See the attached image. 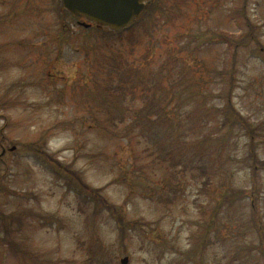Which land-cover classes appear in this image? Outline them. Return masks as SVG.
I'll return each mask as SVG.
<instances>
[{"label": "rangeland", "instance_id": "374dc122", "mask_svg": "<svg viewBox=\"0 0 264 264\" xmlns=\"http://www.w3.org/2000/svg\"><path fill=\"white\" fill-rule=\"evenodd\" d=\"M151 4L105 34L59 0H0V235L26 248L0 243V264H264V0ZM189 33L244 39L232 103L256 138L203 97L232 47ZM45 154L101 189L122 237Z\"/></svg>", "mask_w": 264, "mask_h": 264}, {"label": "trees", "instance_id": "16d2710c", "mask_svg": "<svg viewBox=\"0 0 264 264\" xmlns=\"http://www.w3.org/2000/svg\"><path fill=\"white\" fill-rule=\"evenodd\" d=\"M151 5L152 4H150L149 6H151ZM147 8L145 9V11L147 10ZM145 11L142 13V15L139 16V18H141L144 15ZM138 19L135 21L134 24H136ZM134 24L130 28L133 29L135 27ZM130 28H128L126 30H129ZM119 33H121V32H119ZM105 34H113V33L106 32ZM247 38L249 39V41H253L252 35L248 34ZM188 39H189V42L187 44L189 45V43L193 42L195 44V48L202 45L203 43L207 44L208 42H210L212 40H216L218 43L227 42L229 47L230 46L232 47L231 52L228 51V61H229L228 65L222 66V67H213L209 71L210 77L213 79H217L220 82L224 83L226 88L222 91L217 92V93L209 92V93L205 94V96H203V97L205 98L206 96H210L212 98H218V99H221L223 101V103H224L223 106L219 107L216 110V113L221 117V119H222L221 123L222 124L228 123V129L231 128L232 124H238L241 129L246 130L249 133V136L251 138H256V131H255L254 127H252L251 123L239 113V111L234 107V105L232 103L233 91H234L235 86H236L235 75L238 71V66H237L238 52H239L238 48L242 44H244V41H243L244 39H241L242 41H235L234 39H229V36L227 37V36H224L222 34H217L213 37L206 38L204 36H200L198 34H191V33H189ZM227 50H228V47H227ZM263 60H264V51H263ZM163 65L161 63L160 65H158V68L159 69L162 68ZM114 68H115V66H114ZM115 108H116L115 105H109V106H107L106 109L114 111ZM118 118H121V117H118ZM96 124L98 126L106 127L107 125L108 126H115L116 123L113 121H110L107 125L104 123H101V122H97ZM259 136H260V134L258 133V137ZM45 155L47 156V160H50L51 163L56 166V169L63 172V174L65 176H68V177L74 176V180L76 182V187H77L78 192L80 194H83L85 197H87L90 200V202L93 204L96 212H98V211H106V212L109 211V212H111V214L113 215V218L117 222L118 230H119L120 236L122 237L124 234V223H125L123 214L114 204L107 201L100 194L101 189H94V188L90 187L74 171H71L67 167L61 165L58 161L54 160L51 155H49V154H45ZM247 155H248L249 159L251 156L253 158H255L254 151H251L250 154H247ZM251 167H252L251 172L254 176V173H255V171H257V168L264 170V160L258 161L257 159H255L253 164H251L249 162V168H251ZM235 193L240 195L241 194L240 189H236ZM244 193H246V192H244ZM227 194H228V190L226 191L225 195H227ZM12 215L15 216V214H12ZM0 216L4 217V214L0 213ZM16 217H17V215H16ZM23 223H24V221H23ZM7 226H9V224L6 225V227ZM0 243L10 245V246H12V249L18 248V245H17V247H15L11 243L10 234H8L6 230H5L4 236L0 235ZM18 243L21 244V242L17 238V244ZM20 247L21 248H18L17 251L22 253V255H23L24 249H26V248L23 247L22 245Z\"/></svg>", "mask_w": 264, "mask_h": 264}, {"label": "water", "instance_id": "95a60500", "mask_svg": "<svg viewBox=\"0 0 264 264\" xmlns=\"http://www.w3.org/2000/svg\"><path fill=\"white\" fill-rule=\"evenodd\" d=\"M63 9L82 17L97 29L118 31L128 27L150 0H59ZM127 258L122 260L126 263Z\"/></svg>", "mask_w": 264, "mask_h": 264}]
</instances>
